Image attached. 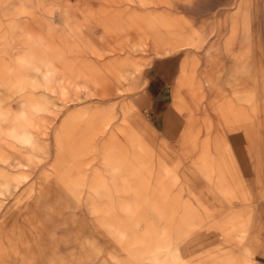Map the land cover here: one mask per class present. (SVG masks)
<instances>
[{"label":"rangeland","instance_id":"374dc122","mask_svg":"<svg viewBox=\"0 0 264 264\" xmlns=\"http://www.w3.org/2000/svg\"><path fill=\"white\" fill-rule=\"evenodd\" d=\"M0 264H264V0H0Z\"/></svg>","mask_w":264,"mask_h":264},{"label":"crops","instance_id":"0c3cea01","mask_svg":"<svg viewBox=\"0 0 264 264\" xmlns=\"http://www.w3.org/2000/svg\"><path fill=\"white\" fill-rule=\"evenodd\" d=\"M151 72L148 78L146 91L143 93L144 104L152 110L158 111L166 106L169 102V94H166L167 83L164 80L167 70H155ZM158 72V73H157ZM163 77H162V76ZM248 256L247 254H245Z\"/></svg>","mask_w":264,"mask_h":264},{"label":"bare ground","instance_id":"6f19581e","mask_svg":"<svg viewBox=\"0 0 264 264\" xmlns=\"http://www.w3.org/2000/svg\"><path fill=\"white\" fill-rule=\"evenodd\" d=\"M166 249V248H165ZM152 255V254H151ZM157 256H158V254H157Z\"/></svg>","mask_w":264,"mask_h":264}]
</instances>
